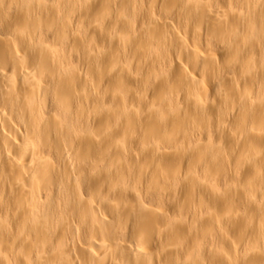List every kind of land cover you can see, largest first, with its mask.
I'll use <instances>...</instances> for the list:
<instances>
[{
	"label": "bare ground",
	"instance_id": "1",
	"mask_svg": "<svg viewBox=\"0 0 264 264\" xmlns=\"http://www.w3.org/2000/svg\"><path fill=\"white\" fill-rule=\"evenodd\" d=\"M0 264H264V0H0Z\"/></svg>",
	"mask_w": 264,
	"mask_h": 264
}]
</instances>
